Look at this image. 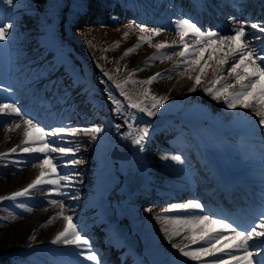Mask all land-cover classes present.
<instances>
[{
	"label": "rangeland",
	"instance_id": "1",
	"mask_svg": "<svg viewBox=\"0 0 264 264\" xmlns=\"http://www.w3.org/2000/svg\"><path fill=\"white\" fill-rule=\"evenodd\" d=\"M69 1H71L70 5ZM114 1L115 3L111 7L112 10L108 9L107 11L116 12L117 17L113 22L103 21L100 25L90 24L91 22L87 25L86 23L89 22L87 19L76 23L75 21L78 20L79 15H76L75 1L73 2V0H15L14 5L0 3V19L5 23H14L11 36L5 41H0V84L6 85L2 80L7 76V70L12 68V74L15 75L11 78L16 84H19L16 95L22 93L27 87L36 89L37 85H40L36 90L28 93V97L38 98L40 102L44 103L45 101L42 99L44 93L54 87L55 94L58 95L60 91L57 90H60L68 82L70 86L72 85L71 87L83 91L82 95H78L73 99L75 104L70 105V102L62 98L54 104L56 108L52 112L47 110L45 116L48 115L52 120L53 118H60L64 114L63 117L67 119L59 122L56 126L63 125L67 128L79 129L93 126L103 128V132L99 134V138L95 141L92 140L90 134L83 132L65 137L66 141H71L77 148L76 155H81L83 150L78 142L84 141L88 147L86 157L77 159L75 155L74 158L81 161V163L77 164L72 170H75L77 166L83 167V165L91 167L100 160V165L104 169H107L109 165H122L125 169L132 167L134 176L129 178L145 174L148 181L144 183L151 186L153 191L150 192L155 197L158 195L155 191L169 193L164 201L157 200L154 196V200L145 199L144 207H137L135 209L136 214H130V218L124 210L126 206L122 204L125 195H109L106 197L111 214L114 211L116 216H122L133 229L139 227L140 224L141 227H151L157 231V236L163 242L162 246L166 247L165 252L158 257L166 258L173 251L174 253L177 251L168 246V243L174 244L175 241H179L180 236L173 237L171 241L166 240L165 233L161 229L169 226L164 223L163 218L157 220L156 217H170L171 213H161L164 212L161 209L165 210L167 206L170 207L172 204L186 202V200L178 202L180 200L179 193L185 192L189 196L188 199H192L191 186L188 185L189 181L179 174L176 175L171 170V165L176 162L170 159H161L165 155L169 157L178 155L176 152L162 150L158 147L161 141H165V146L168 144L164 137L169 135L166 132L171 131L173 134L169 136L173 138L181 137L184 139L183 145H185V148L188 147V150L182 149L179 154L181 157L185 153L186 158L190 160L193 157L192 152H196L197 156L204 152L202 156H211L213 162L210 166L215 169L216 166L224 167L223 155L227 153L228 157L235 162V168L238 172L252 171L256 177L261 178L260 180L264 179V133H262L258 123H253V121H258L259 118L254 116L251 109H237L236 112L240 114L235 115L231 113V110L225 109L222 99L216 101L211 99L210 95L203 93V87L212 79L213 67H215L217 59L222 58L228 51L226 46H220L222 48L220 50L218 42L213 45L212 49L198 53L200 57L198 65H189L187 69L181 66L150 85L131 83V81H144L157 72L164 73L166 70L172 69L173 65L178 62L179 58L169 52L170 58L168 59L153 60L149 64L145 63L150 56L157 53L156 44L165 41L169 44L173 41L178 42L179 38L172 29L173 22L178 18H191L204 31L211 28L227 35L230 31L228 20L230 16L234 15L238 19L253 23H264V17H259L258 13L252 15V10L246 11L248 9L245 7L240 18L242 11L236 5L243 0H229L231 3H226L225 0H202L205 13L201 9L197 11L189 8V6L186 7V0H152L153 3L159 6H148L147 8L139 0ZM251 1H257L259 9L261 5L264 6V0H250L249 2ZM247 3L248 1L244 3V6ZM202 6L199 5V7ZM215 6L223 8L225 12L218 15L221 9H214ZM236 11H238L237 15L234 14ZM81 17L79 16V19ZM101 18L103 20L107 19L106 11ZM130 23H139L148 28H162L165 30L158 36L152 37L150 43L143 42L139 37H149L151 34L149 32L141 33L135 27H125ZM246 31L254 32L256 30L247 28ZM125 33H127V36H125ZM71 37L79 47L72 45ZM80 39L84 42H81ZM186 43L189 47H192L194 41L186 39ZM22 44H27L29 49L22 50ZM137 45L139 46L135 47V51L127 56L124 55L129 48ZM180 50L181 48L177 44L176 51ZM209 51H212V59L208 61V66L205 67V71L200 77V84L196 85L195 91L190 92L189 89L193 87V79L199 72V65H203L204 61L207 60ZM192 58L196 59V56ZM238 59L237 57L236 60ZM236 60H229L228 64L224 66L221 80V82L231 80L233 89L238 88L239 85L235 80H232L227 69ZM38 67H41V71L47 72L45 73L47 75L39 81H32L28 72L34 71ZM138 68H143V71L133 73V70ZM251 70L252 65L247 62L246 67L237 69L242 76L247 75ZM15 71H18V73ZM129 73L133 74L129 75ZM109 76L111 79H108ZM189 77L193 79H189ZM102 81H106V83H102ZM125 81H129L125 86V95L137 103L149 99L144 95L145 89H149L150 93L157 97H167L161 110L155 116L149 117L136 109L128 108L125 95H121L115 88L116 84H124ZM44 83L47 84L44 85ZM3 85H0V103L16 102L18 105H24L25 110L31 108L32 105L27 103V100L24 99L19 102L21 101L20 97H18L19 99L16 98L15 101L9 100L11 93L4 91L5 87ZM41 85L43 86L41 87ZM259 88L260 84L258 83L252 89L253 94L258 92ZM109 92L122 102L123 116L117 115L113 111L114 105L108 98ZM33 94L35 95L33 96ZM251 99L249 97V100ZM142 106L151 108V103L146 102ZM71 108L76 110L74 116L76 118L68 119L71 117L69 115ZM256 110L264 112V107H258ZM133 115L135 119H129ZM48 117L42 118L41 123L46 124ZM6 120L5 124L0 125V153L7 152L12 147L19 145L23 138L24 126L22 122L21 126L15 131H8L7 129L12 127L14 122L11 118H6ZM126 120L134 124L135 127L130 130ZM144 122L150 123L155 130H161L162 135L156 138L155 144L146 143V150L139 152L135 145L122 139V137L129 131L135 133L136 128L147 127L149 129V125L144 124ZM181 123L184 126L183 130L187 132L182 135L178 132V125ZM116 125H121V127L117 128ZM49 127L53 126L47 125V128ZM249 129H256L259 133L258 137L255 133H251ZM171 137L168 138V141ZM203 143H205L204 149L198 145ZM113 147L119 151L127 150L128 157L125 159L110 157L109 153ZM137 152L140 154L138 155ZM30 155L33 158V155ZM95 156H98V158H95ZM133 156L138 157L141 162V169H134L137 163L132 165L128 162ZM26 157L24 153L17 152L11 154L9 159L20 163L6 164L0 162V196H9L11 193L20 191L39 174L40 168L34 167L27 175V169L25 168L30 164L38 163V161L34 159L33 163L28 164ZM57 159L61 158L58 156ZM59 164L64 165V159ZM198 165L199 167L203 166L201 163H198ZM207 169L206 173L210 177L214 176L210 168ZM73 172L76 174L75 180H78V177L81 178L82 171ZM231 172L237 173L234 170ZM89 173L90 171L87 170L86 175L83 174V176L91 179ZM135 173H137L136 176ZM187 177L189 179V175ZM87 179L84 178L83 181ZM249 179L254 180L250 176ZM260 180L255 181L259 184ZM184 182L185 184H182ZM261 185H264V183H261ZM168 186L176 188L175 194L168 190ZM44 187L46 186H42V190L32 191L29 196L18 197L16 201H0V264H56L60 256L77 257L72 252L73 246L50 243L57 232L63 230L64 221L61 218L51 224L47 223L49 218L56 216L61 209L59 205L48 204L46 206L42 203L44 199H47ZM191 191L197 192L198 189L194 188ZM244 191L245 198L240 197L246 202L250 203L248 200V197H250L255 205L258 207L263 206L264 197L261 196L264 193L263 188L257 195L252 194L254 193L253 189L251 190L252 193ZM72 197L70 193L63 197L66 205L65 215H69L74 210L70 208L75 206V203H71L74 201ZM18 203L24 204L25 207H17ZM67 207L71 211H68ZM27 208H31L32 211L28 212ZM244 215H249V213ZM26 218H30L32 224L22 237L13 244L14 226ZM83 218H85V215ZM41 225L44 226L41 227ZM84 230L90 235L91 244L98 243L100 236L97 235L98 231H95L94 227L88 228L85 226ZM30 236H35V239L29 240ZM133 236L137 241L140 240L138 231H135ZM140 249L144 251L143 247H140ZM150 249L145 250L149 251ZM155 249L158 250L159 247ZM124 263L127 262L124 261Z\"/></svg>",
	"mask_w": 264,
	"mask_h": 264
},
{
	"label": "snow or ice",
	"instance_id": "2",
	"mask_svg": "<svg viewBox=\"0 0 264 264\" xmlns=\"http://www.w3.org/2000/svg\"><path fill=\"white\" fill-rule=\"evenodd\" d=\"M0 3L5 5H14L15 0H0ZM230 22L229 34L225 35L218 30L209 28L204 31L199 27L191 18H178L172 24V29L175 31L176 36L179 38L178 42L173 41L171 44L168 42H160L155 45L157 53L150 56L145 62L149 64L153 60H163L170 58L169 52L179 58L178 62L173 65L172 69L166 70L164 73L157 72L144 81H131V83L152 84L158 79L163 78L166 74L183 66L185 69L189 65L199 64L198 53H203L205 50H210L213 45L218 42L220 46H226L228 51L222 58H218L215 67H213L212 79L203 87V93L211 96V99L219 101L223 100V106L226 110H231L232 114L239 115L237 109H251L255 117H258V123L262 133H264V112L256 110L258 107H264V23H253L247 20L238 19L237 17H228ZM14 27L13 22L5 23L0 19V41H5L11 36V29ZM125 27H135L141 33L149 32V37L141 36L139 39L143 42L151 41L152 37L158 36L165 29L162 28H148L143 24L130 23ZM247 28L256 31H246ZM127 36V33H125ZM186 39L194 41L193 46L189 47ZM177 44L181 48L176 51ZM129 48L124 55L127 56L133 51L135 47ZM196 56V59L192 57ZM239 58L236 60V58ZM212 59V51H209L207 60L203 65H199V72L193 79V87L189 91H195L196 85L200 84V77L208 66V61ZM229 60H236L232 63L231 67L227 69L229 76L235 80L239 85L238 88L233 89L231 80H224L223 78L224 66L228 64ZM246 62L252 65L251 72L247 75H241L237 69L239 67H246ZM135 71H143V68L134 69ZM133 73H129L132 75ZM107 75V73H105ZM108 79H111L109 76ZM106 83V81H102ZM129 81L124 84H116L115 88L121 95H125V86ZM260 84L259 91L253 94L252 89ZM218 85V86H217ZM233 89V90H230ZM11 91V90H9ZM144 95L149 99L139 103L133 101L130 97L125 95L128 108L136 109L138 112L152 117L161 110L167 97H157L152 95L149 89L144 90ZM249 97L252 99L249 100ZM109 100L112 101L114 107L113 111L117 115H124V108L122 102L116 99L111 92L108 93ZM146 102L151 103V108L143 107ZM6 118H11L14 122L8 131H15L21 126H24L23 138L19 145L9 149L7 152L0 153V162L2 163H20L19 161H12L9 159L11 154L24 153L32 154L38 163H33L32 167H39V174L29 184L20 191L11 193L9 196H0L2 200L16 201L18 197L29 196L32 191L42 190V186L48 185V195H55L59 197H66L67 193L64 188L72 186L76 174L70 172L63 174L60 171L61 165L57 157L64 159V166L74 167L81 163L75 159L77 148L71 143L66 141L67 135H75L78 132L90 134L92 140H97L99 134L103 132L101 126H93L91 128H67L63 125L45 128L38 121L31 118L28 113L24 112L16 102L0 103V125L7 122ZM129 119L134 120L133 115ZM128 128L131 130L135 127L134 124L128 122ZM117 128L121 125H116ZM150 133L147 127L136 128L135 133L129 131L124 134L122 139L129 141L132 145L137 147L139 152L146 150V142ZM59 142V143H58ZM67 157V159H65ZM161 159H170L176 163H182L180 155L162 156ZM75 199L76 197H72ZM48 203L55 206L59 205L61 211L54 217H50L49 224L57 219H63V230L57 232L55 237L50 241L51 244H62L65 246H73L72 252L75 256H83V261H77V264H86V262H93V264H101L99 254L92 248L90 238L82 234V230L75 222L72 215H65V207L63 199H49ZM17 207H25L24 204L18 203ZM31 212V208L26 209ZM146 211H148L146 209ZM165 213L172 212L173 215L157 216L156 219H164V223L169 227L161 229L165 233V239L171 241L173 237L181 236L183 239L180 243L171 244V248L177 250L178 257L187 258L197 261L198 264H205L202 257H213L208 264H224L223 257L227 256L231 264H264V207H262L257 216H250L247 221L236 222L226 216H214L212 213L205 214V205L197 199H189L184 203H175L170 208L164 210ZM203 222L218 225L219 231L202 236L199 240L193 234L199 231L195 226ZM44 225H41L43 227ZM35 236H30L29 240H34ZM183 240L190 241V245H198L197 247H190L184 245ZM221 241L224 243L221 247L217 248L214 245L219 244ZM235 241V243H232ZM31 247V245H29ZM227 249V251H225ZM220 253L221 255H217ZM174 264H187V260L178 259L174 257Z\"/></svg>",
	"mask_w": 264,
	"mask_h": 264
},
{
	"label": "bare ground",
	"instance_id": "3",
	"mask_svg": "<svg viewBox=\"0 0 264 264\" xmlns=\"http://www.w3.org/2000/svg\"><path fill=\"white\" fill-rule=\"evenodd\" d=\"M192 1H195V4L197 5H199L202 2V0H192ZM246 1L248 0L239 1L238 5H236V7L240 8V10L242 11V13L240 14V18L243 15V10H244L243 7L252 8L251 7L252 5L244 6V3ZM225 2L231 3L229 0H225ZM215 9H219V10L221 9L218 15H221L222 13L225 12L223 8H219L217 6H215ZM237 12L238 11H236V13L234 14L237 15ZM231 14L233 15V13ZM27 46H28L27 44H22V50L29 49ZM11 70L12 68H9L7 70V76L4 77L5 78L4 80H2V82L6 84L8 90H11L9 91V93H11L9 100L11 99L12 101H15L16 98L20 97L21 101L19 102H22V100L25 99L27 100V103H31L32 106L29 110L28 109L25 110L23 107L24 105H18V106L21 107L24 112L28 113V115L31 118H33L35 121H38L45 128H47V125L55 127L56 124H58L59 122H63L64 120L67 119L63 117L64 114L62 116L60 115L61 116L60 118L57 117V118H53L52 120L50 117H48V115L45 116L49 106L53 107L54 104L59 102V100H61L62 98H65L68 102H70V105L75 104L73 99L75 97H78V95H82L83 93V91L79 89L77 90L76 87L75 88L71 87L72 85L70 86L69 85L70 83L68 82V83H65L60 88L59 91L61 92V95L59 96H55L56 94L54 92L55 91L54 87L52 89H49L46 93H44L42 96L43 97L42 99L45 101L44 103L40 102V99L38 98L35 99V97H32V96L28 97L29 95H27L28 93H31L32 90H36L40 85H37L36 89L34 88L30 89V87L29 88L27 87L24 89L22 93L16 95V90L19 84H16L12 80L11 73L13 72H11ZM45 73L47 72L41 71V67L36 68V70L34 71L28 72V74L30 75L33 81H35V79L40 80L44 78ZM45 84L47 83H44V85ZM42 86L43 85H41V87ZM34 95L35 94H33V96ZM70 110L71 111L69 115H71V117L68 119H71L72 117L76 118L74 117L76 110L73 108H71ZM46 117H48L47 123L46 124H43V122L41 123L42 118H46ZM145 123L149 125L148 131L150 133V138L147 140L146 143L155 144L156 138L161 136L162 134L160 131L155 130L150 123L144 122V124ZM178 126H179L178 132H180L181 135L183 133H187L186 131L183 130V127H184L183 123L179 124ZM249 131L251 133H255L256 137H258L259 133L256 129H253V130L249 129ZM172 134L173 133L169 131V135H172ZM169 135L164 136L168 142L166 146H165V141L159 142L158 147H160V149L176 152V154L178 155L180 154L182 149L188 150V147L185 148V145H183L184 144L183 138L181 137L173 138ZM169 137H171V139H169L168 141ZM221 142H224V141H221ZM204 144L205 143L198 144V145L199 147L201 146L204 149ZM78 145H80L83 148V150H82L81 155L80 154L76 155L77 159L86 157L88 155L87 143L84 141L83 142L80 141L78 142ZM203 153L204 152H202L201 154H198L197 158L192 157L190 160H188L185 156H182L181 157L182 163H179V164L175 163L171 165L172 166L171 170L173 173H175L176 175L179 174L185 180L189 181L188 185L191 186L190 192H191L192 199H197L201 201L207 208V202H204V198L207 196L203 195L204 197L203 198L199 194L200 191L193 192L191 190H194V188H196V186H198L199 184L205 185L206 187H208L209 185L215 182L218 184V202L215 200L216 203H212V202L211 203H212L213 208L219 209V212L216 211L213 214L214 216H226L238 223L242 221H247L250 216H257L259 214L260 209L264 207V204L262 207H258L255 205V202L249 197L250 204L247 206L248 209L244 211L243 210L238 211L237 213L240 216L238 217L232 212H229V210L227 209L225 199L223 197L224 193L219 188H222V187L230 188V186L225 185L223 183L224 180L229 179L233 181V183L235 184L234 188H236V191L233 192L234 194L231 197H229V200L231 201L238 200V199L244 200L243 198H245L246 196L244 190H246L248 193H252L251 190L253 189L254 193L252 194L257 195L262 188L264 189V185H261V183H264V179L260 180L261 178L256 177L255 173L252 171H247L246 173H243L242 171L238 172L235 168L236 166L235 162L232 159H230V157H228L227 153L223 155V162L225 164L224 167L216 166V168L214 169L213 167L210 166L211 162H213L211 160V156L203 157L202 156ZM137 154L139 155L140 153L137 152ZM25 155L27 156L26 159H28L27 163L28 164L33 163L34 157L32 158L30 154H25ZM95 158H98V156H95ZM58 161L62 162L63 159H58ZM100 162L101 160L91 167H87L85 165H83V167L77 166L75 170H72L73 168L64 166L62 164L60 167V171L63 174H66L68 172H73V171H77V172L82 171L81 178L78 177L79 179L74 180L72 186L64 188L63 190L66 193H70V196L76 197L75 199H73L74 201L71 202L72 204L75 203V206L70 207L71 209H74V210L71 211V209L69 210V208L68 207L67 208H68V211L72 212V213L69 212L70 213L69 215H72L74 217L75 222L79 225L80 229L82 230V234L88 238L90 237L87 231L84 230L85 226H87L88 228L94 227L95 231H98L97 235L100 236L99 238L102 241H99L98 243L91 244V245H92V248L95 250V252L99 254L101 264H126L124 263L126 259H130L128 261L131 264H174V257H177L178 259L187 260V264H198L197 261L178 257L177 251H175V253L173 251L171 255L166 258L165 257L159 258L158 256L162 255L165 252L164 249L166 247L162 246L163 242L157 236V231L154 228L141 227V225L139 224V227H135V229H133L131 226H129L126 223V220L122 216H116L114 214V211H112V214H111L110 209L107 206V198H106L109 195H114V196L125 195L124 200L122 201V204L126 206V209L124 210L128 214L129 218H130V214H136L135 209H137V207H144L145 199L150 200V201L154 200L153 196L155 197V195L151 194L150 191H153L151 187L145 189L144 187L142 188L139 185L140 180L143 183L144 182L146 183L148 181V177L145 174L139 175L135 178L130 179L129 178L130 176H134L132 167H128L125 169L122 165L119 166V165H109L108 164L109 166L107 167V169H104V167L100 165ZM128 162L132 163V165L134 163H137L134 169L136 170L141 169V164H140L141 162L139 161L138 157L133 156L128 160ZM198 163L203 164V166L199 167ZM98 165L100 166L98 167ZM29 166L25 168L27 169L26 170L27 175L29 174V171L32 168H34L32 167V164H30ZM206 167L210 168L215 178H212V176L210 177L209 175H207L206 171H208V169ZM87 170L90 171L89 176L91 177V179H87V176L85 177L83 176V174L86 175ZM232 170L236 171L237 173L231 172ZM136 175L137 173H135V176ZM187 175H189V179ZM249 176L253 178L254 180L249 179ZM84 178L87 180L83 181ZM255 180L257 181L260 180L259 182L260 186L258 182H256ZM182 184H185V182ZM44 186H46L44 188L46 189L47 199H44L42 201L43 204L47 206L49 204L47 200L49 199H63V197H59L55 195H48L47 189L49 188V186L48 185H44ZM213 186L214 185H212L211 188H214ZM167 188L168 190L172 191L175 194L176 192L175 187L168 186ZM155 192L158 193L155 199L160 200V201H164L165 198L169 195V193L164 192V191L163 193L157 192V191ZM240 196H242L243 198ZM261 196L264 197V193H262ZM178 197H180V200L178 202L189 200L188 199L189 196H187V193L185 192L179 193ZM232 204L233 203H231L230 205ZM168 208L170 207L167 206L166 209ZM161 211H164V210L161 209ZM161 213H165V212H161ZM167 213H171L170 216L173 215L172 212H167ZM208 213H209L208 211L205 212V214H208ZM246 213H249V215H244ZM84 215H85V218H83ZM31 224H32V220L30 218H26L23 221L18 222L14 226L13 244L15 241L19 240L22 237L24 232L28 229V227H30ZM81 224L83 226H81ZM195 227L199 229V231H195L193 234L196 236L198 240L204 235L211 234V233H214L220 230L218 225L209 224L207 222H203L202 224L196 225ZM135 231L139 232L140 240L138 241L133 236V233ZM183 235L184 233H182L181 236L179 237V241H175L174 243H180L181 240L183 239ZM223 243L224 242L221 241L218 245L215 244L214 246L219 248L221 247ZM232 243H235V241H232ZM184 245H189L190 247H193V248L198 246V245H190V241L188 240H183V244L181 246H184ZM168 246H171V244L168 243ZM140 247H143L144 251H141ZM156 247H159V249L156 250L155 249ZM147 248H151V249L149 251L145 250ZM64 249L66 250V248ZM225 251H227V249H225ZM217 255L219 256L221 254L217 253ZM202 259L205 261V264H208V262H210L213 259V257L206 256V257H202ZM78 260L83 261L84 260L83 256L75 257V258L60 256L58 257L56 264H77ZM223 260H224V264H231V261H229L227 256H224ZM86 264H93V262H86Z\"/></svg>",
	"mask_w": 264,
	"mask_h": 264
},
{
	"label": "trees",
	"instance_id": "4",
	"mask_svg": "<svg viewBox=\"0 0 264 264\" xmlns=\"http://www.w3.org/2000/svg\"><path fill=\"white\" fill-rule=\"evenodd\" d=\"M75 1V8H76V15L82 16L79 19V16L77 17V21L86 20L85 18L87 15H90V21L86 23L87 25L91 22L96 23L97 25H100L101 22L107 21V22H113L115 18L117 17L116 12L107 11L108 9L112 10L111 7H113L115 1L114 0H73ZM146 2V4L152 5V6H159L156 3H153L152 0H143ZM71 4V1H69V5ZM91 7L92 9L90 10ZM107 13V20H103L101 17L104 16V12ZM80 23V22H78ZM90 23V24H91ZM82 24V22H81ZM76 27V25H75ZM70 40L75 44V46L79 47V45L76 43V41L71 37ZM81 40V39H80ZM81 42H84V40H81ZM81 47V46H80ZM83 48V47H82Z\"/></svg>",
	"mask_w": 264,
	"mask_h": 264
},
{
	"label": "water",
	"instance_id": "5",
	"mask_svg": "<svg viewBox=\"0 0 264 264\" xmlns=\"http://www.w3.org/2000/svg\"><path fill=\"white\" fill-rule=\"evenodd\" d=\"M111 156H112V157H118V158H127L128 154H127L126 151L120 153V152H117L115 149H113V150L111 151Z\"/></svg>",
	"mask_w": 264,
	"mask_h": 264
}]
</instances>
